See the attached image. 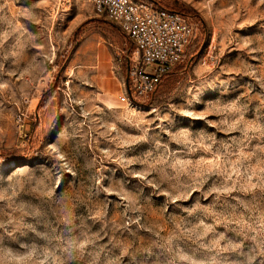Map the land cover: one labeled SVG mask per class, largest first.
Instances as JSON below:
<instances>
[{"label": "rangeland", "instance_id": "rangeland-1", "mask_svg": "<svg viewBox=\"0 0 264 264\" xmlns=\"http://www.w3.org/2000/svg\"><path fill=\"white\" fill-rule=\"evenodd\" d=\"M147 1L196 38L121 104L116 25L0 0V264H264V0Z\"/></svg>", "mask_w": 264, "mask_h": 264}, {"label": "built area", "instance_id": "built-area-1", "mask_svg": "<svg viewBox=\"0 0 264 264\" xmlns=\"http://www.w3.org/2000/svg\"><path fill=\"white\" fill-rule=\"evenodd\" d=\"M75 1L62 0L67 7ZM84 1L116 25L132 45L126 57L128 76L121 104H134L153 95L183 61L196 38L189 18L167 8L141 0Z\"/></svg>", "mask_w": 264, "mask_h": 264}, {"label": "trees", "instance_id": "trees-1", "mask_svg": "<svg viewBox=\"0 0 264 264\" xmlns=\"http://www.w3.org/2000/svg\"><path fill=\"white\" fill-rule=\"evenodd\" d=\"M147 4H150V5H152L153 4V2H151V1H145ZM126 60V62L128 63V60L127 59H125Z\"/></svg>", "mask_w": 264, "mask_h": 264}]
</instances>
